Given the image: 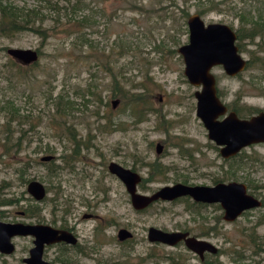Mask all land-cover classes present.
I'll list each match as a JSON object with an SVG mask.
<instances>
[{
  "label": "rangeland",
  "instance_id": "374dc122",
  "mask_svg": "<svg viewBox=\"0 0 264 264\" xmlns=\"http://www.w3.org/2000/svg\"><path fill=\"white\" fill-rule=\"evenodd\" d=\"M9 1L38 8L46 16L40 28L47 31L44 37L30 28L0 34V201L11 200L0 203V219L51 221L55 212L75 226L86 245H100L95 259L105 264H264V208L228 223L217 219L216 208L182 198L135 211L106 168L113 161L138 172L147 191L212 179L239 181L251 190L264 184V148L222 158L219 146L206 137L195 115L196 88L183 76L176 52L187 40L186 18L192 12L234 30L239 24L256 25L250 42L264 44V0H51L63 9L60 17L44 0ZM7 47L35 49L37 60L20 63L5 52ZM238 47L249 58L248 68L239 78L211 68L216 87L226 100L241 96V108L243 103L264 106V69L257 67L264 64V52L252 44ZM113 79L118 86H112ZM134 94L141 98L136 106L129 99ZM249 154L254 160L243 158ZM44 155L53 158L40 161ZM30 179L45 186L40 201L26 192ZM59 179L61 190L55 184ZM89 210L97 218L81 219ZM121 226L132 232L131 239L116 240ZM148 226L169 231L188 226L195 236L213 227L207 240L218 253L200 262L184 245L156 247L145 239ZM16 239L14 252L0 264H23L32 242L26 235ZM95 259L81 262L99 264Z\"/></svg>",
  "mask_w": 264,
  "mask_h": 264
},
{
  "label": "water",
  "instance_id": "95a60500",
  "mask_svg": "<svg viewBox=\"0 0 264 264\" xmlns=\"http://www.w3.org/2000/svg\"><path fill=\"white\" fill-rule=\"evenodd\" d=\"M186 24L188 40L176 50L182 57L183 76L188 83L199 86V90L194 92L195 114L207 130L208 138L221 145L222 156L232 154L239 147L250 142L264 141V113L245 120L238 119L233 112H230L222 120H216L218 115L224 113L225 106L216 96L215 78L210 69L212 66L220 65L227 75H234L245 65V60L238 53L237 46L233 45V32L224 24H203L196 13L187 16ZM5 52L20 63L26 64L35 62L38 56L37 51L31 48L7 47ZM114 103L115 100L112 104ZM156 148L158 151L160 146L157 145ZM52 158L53 155H44L39 157V160L47 161ZM107 167L126 183L135 209L143 208L155 199L172 200L178 196L188 195L197 201L218 202L224 211V218L232 219L254 201L249 195L244 194L242 185L234 182H219L213 186L174 183L162 186L152 194L140 195L134 192L136 173L114 162H110ZM25 189L35 201H40L45 196L44 185L35 179L28 181ZM125 234L130 235V232L126 231ZM25 235L33 237V245L28 251V256L23 259L26 264H50L41 258L43 245L50 241L72 242L73 240L69 233L58 232L45 225L11 224L0 220V251L9 254L13 250L11 237ZM186 236L187 232L176 230L166 232L152 226L147 229L149 241L174 245L183 239L185 247L198 255L204 250L212 253L216 251L211 243Z\"/></svg>",
  "mask_w": 264,
  "mask_h": 264
},
{
  "label": "flooded vegetation",
  "instance_id": "af4514ba",
  "mask_svg": "<svg viewBox=\"0 0 264 264\" xmlns=\"http://www.w3.org/2000/svg\"><path fill=\"white\" fill-rule=\"evenodd\" d=\"M255 7H257L256 2L254 3V8ZM193 13L194 12H192L191 14H193ZM196 14H198V16L202 20L203 24H207V23H220V24L226 25L233 32V35H234L233 45L234 46H237L238 53L241 55V57H242V52L239 51V47L238 46H249L250 44H252L253 46H256V49H257L258 53L261 54L262 52H264V50H260L261 47H264V44L258 43V42L257 43L250 42L251 38H253L256 35V31H257L256 25L254 26V28L247 29V28H245L244 24H239V26H237V28H235V30H234L230 25L225 24V23H222V22H204L203 19L200 16L201 13L200 12H197ZM239 18L241 19V20H239L240 22L241 21L244 22V20H242V15H240ZM186 27H187V24H186ZM240 30L242 31V36L243 37H240L239 36ZM242 39H244L243 40L244 42L241 41ZM187 40H188V27H187ZM187 40H186V42H187ZM185 43H182V44H185ZM182 44H180V45H182ZM176 52H177V50H176ZM178 54L181 56L180 53H178ZM181 59H182V57H181ZM244 60H245V65H244V68L240 72H238V73H236L234 75H227L225 72H223L224 75L227 76L228 78H239L240 75H241V73L244 72L246 70V68H248V66H249V58L248 59L245 58ZM259 61H261V60H259ZM213 67H220L221 68L220 65L212 66V68ZM257 67L264 69V64H262L260 62ZM210 72H211V69H210ZM214 78H215V76H214ZM215 84H216V79H215ZM190 85L191 86H194L196 88L193 91V97H194V92L197 91V90H199V86H195L193 84H190ZM216 96L219 99V101L225 106L224 113L221 114V115H218L216 117V120L217 121L222 120L230 112H233L238 119H245V120L249 119L252 116L258 115L260 113H264V106H254V105H248V104L243 103V108L239 107V103L241 102V96H239V95L233 96L231 99L226 100L225 97H224V95L220 92V90L217 87H216ZM262 98H263V103H264V96ZM194 100H195V106H196V99H195V97H194ZM112 102H113V100L111 101V105H112ZM240 108L244 112H241L240 111ZM66 131H68V129H66ZM205 131H206V137L208 138V136H207V130H205ZM208 139L211 140L215 145L219 146L218 153H219L220 156H222L220 154L221 145L216 144L215 141H213L210 138H208ZM157 145H159L160 148H161V144L159 142H156L155 145H154L155 153L156 154H158L159 151H160V148L157 151V148H156ZM224 146L225 145L223 144V147ZM259 147L264 148V141L250 142V143H248L246 145H243V146L239 147L237 149V151H235L234 153L228 154L226 156H222V158H225V157H228L230 155H233L236 152L238 153L240 150L245 149V148H250L252 150L255 148L257 150ZM72 150H71V153H73ZM243 158H245L246 160H250V161L254 160V158H253V156L251 154H249L248 156H244ZM261 158H262V160H264V155H261ZM47 161H50V160H47ZM47 161H43V162H47ZM110 162H113V161H110ZM110 162H108L107 165H106L107 172L109 174H111L112 176H114V178H115L114 180L120 184V186L122 187L121 189L124 191V194L126 195V201L131 206V208L133 210H135V211L136 210L137 211L143 210V209L147 208L149 205H151L153 202H156V201L171 202L173 200L181 199L182 198L183 200H185L187 202H190L192 205L206 206V207H209V209H212V210H214V208H216L219 211V213H220V215L218 214L217 219H219V216H220V218L223 220V222L228 223V222H232L233 220H235L240 214H242L245 211H248V210L253 209V208H264V190H262L264 188V184L263 183L261 185H255L254 186V189L251 190V188H249V187L247 188L243 183H241L239 181L238 182L237 181H234V180L222 181V180H216V179L214 180V179H212L210 181V184H192V183H189L188 185L213 186V185H215L216 183H219V182H222V183L234 182V183H237V184L242 185L243 188H244V194L249 195L254 201L251 203V205H249L246 208L240 210L232 219H226V218H224V211H223V209L221 208V206H220V204L218 202L197 201V200H193V198L191 196H188V195L178 196L176 198H173L172 200L155 199V200L151 201L149 204H147L145 207L139 208V209H135L133 207V205H132V200H131V197H130L131 195H130V192L128 191V189H127L126 183L123 180H121L114 172H110L108 170V167L107 166H108V164ZM116 164L137 174V180H136V182L134 184V192L137 193V194H140V195H149V194H152L155 191H157L159 188H161L162 186H165V185H172L174 183H181V182H174L172 184H164V185L156 188L153 191H147V190L144 189V187H142V185L144 184V182L141 181L142 180V176H140L138 174V172H136L134 170H131L128 167H124V166H122V165H120L118 163H116ZM149 173H151V172H149ZM30 180H33V179H30ZM30 180H28V181H30ZM55 184L57 185V188L59 190L62 189L61 183H60V179L57 180L55 182ZM181 184H186V182H182ZM44 188H45V186H44ZM45 193H46V191H45ZM213 205H216V207L215 206L213 207ZM85 206H89L88 207L89 209L91 208L89 203H87ZM212 212L213 211H211V213ZM15 213H16V215H18L20 217L23 216V214H24L23 211H16ZM93 213L94 212H92V211L89 210V211L85 212L84 214H82L81 219H91V220L92 219H96L97 218V215H95L96 213L95 214H93ZM52 215L56 219H52L51 221H43V220H41L39 218H36L33 221H23V220H20V219H14V220H8V219L1 220L0 219V220L2 222L11 223V224H14V223H26V224H35V225H45V226H48V227L54 229L55 231H58V232L62 231V232H65V233H69L70 236L73 238L72 242L71 241H65V240H59V241H53V242L50 241L49 243H46V244L43 245L42 252H41V258L44 261H46V262H48L50 264H84V263L81 262V261H83L82 258H84V259H91V260L95 259L96 258V254H98L100 252L99 251L100 245L97 242H93L91 245H86L84 243V241L86 242L87 239H85V237H82L81 235L78 234V230L76 231L74 225H70L69 223H66L65 220H64L65 217L59 219V217H57V215L55 214V212H52ZM149 227L150 226H148L146 228V230H145L146 231L145 232V239H146L147 243H149L151 245H154L156 247L158 245H166V244L159 243V242H156V241H149L147 239V229ZM152 227H154V226H152ZM155 228H157V227H155ZM93 229H94V231L96 230V228H93ZM158 229H160V228H158ZM189 229L190 228L187 226V227H183V228H178L176 231L187 232V236L186 237H189L190 236V237H194L196 239L204 240V241H207V242H209L207 240L208 236H211L212 235V231H213V227H209V228L205 229L206 230V235L204 234L205 232H201L200 234H198V235L195 236V235L191 234V232H190ZM97 230H99V228H97ZM160 230H163V229H160ZM121 231H123V232H121ZM126 231L130 232V235H127L128 237L125 234ZM163 231L170 232L169 230H163ZM171 231H174V230H171ZM132 236H133L132 232L129 229H127L125 226L119 227L116 230V234H115L116 240L118 242H123V241L129 240V239L132 238ZM18 237H21V236H13V237H11L10 241H11V243L13 245V250L9 254H5V253H3V252L0 251V258L1 257H4L6 255H10L11 253L14 252L15 246H16V244L14 242V239H16ZM29 238H30V240L32 242L33 241V237L32 236H29ZM79 238H81V239H79ZM227 241H228V239H227ZM82 245L85 248L84 250L82 249ZM174 245H178V246L184 245L183 239H181L180 241H177ZM174 245H172V246H174ZM168 246H170V245H168ZM214 247L216 248V251L214 253L208 252L206 250L202 251L201 255H198L195 252H193V253L196 254V256H197V258H198V260L200 262L201 261L205 262L206 261V258L208 259V256H210V255L214 256V255H216L218 253L217 247L216 246H214ZM30 248L29 247L27 248L26 255L25 256H22L21 259H20L23 264H26L23 261V259L28 256V251H29ZM188 251H190V250L188 249ZM95 262L96 263H99V264H105V263H102V262L97 261L96 259H95Z\"/></svg>",
  "mask_w": 264,
  "mask_h": 264
},
{
  "label": "trees",
  "instance_id": "16d2710c",
  "mask_svg": "<svg viewBox=\"0 0 264 264\" xmlns=\"http://www.w3.org/2000/svg\"><path fill=\"white\" fill-rule=\"evenodd\" d=\"M53 1V0H52ZM212 1V0H211ZM45 4H50L51 8L54 6L52 9H54L53 12H55V15L60 17L61 15V7H59V3L57 2H51V0H44L43 1ZM81 3V2H80ZM216 4H212V7L215 6ZM46 16H44L39 9L34 8V7H27V6H17L14 4L12 1L9 0H4V3H1L0 1V34L1 35H8L10 33H15L19 32L23 29L30 28L33 29L34 31H38L43 37L46 35L47 27L45 28H40L41 25L44 24L46 21ZM56 18V23L60 22ZM56 27H62L57 26ZM36 27V28H35ZM240 37H243L242 35H239ZM9 65L11 69L16 70L18 73L20 72L19 65L12 61L11 59L9 60ZM33 64V63H32ZM112 86H118L117 85V80L113 79L112 80ZM131 101L134 102V106L137 105L139 100L141 98L138 96V94H134L133 96H130L129 98ZM39 118L35 121L38 122ZM65 120L64 122H66ZM63 122V123H64ZM25 123H32V121L25 119ZM30 127V126H29ZM74 137L71 136V139ZM76 144V143H74ZM72 152L75 154L77 152V145L75 148H73ZM1 204L7 205L11 203V200H5V201H0ZM29 208V207H28ZM28 208L25 209V211H28Z\"/></svg>",
  "mask_w": 264,
  "mask_h": 264
}]
</instances>
